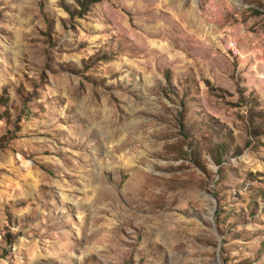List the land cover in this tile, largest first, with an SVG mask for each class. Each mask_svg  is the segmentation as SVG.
I'll return each mask as SVG.
<instances>
[{"label": "rangeland", "instance_id": "374dc122", "mask_svg": "<svg viewBox=\"0 0 264 264\" xmlns=\"http://www.w3.org/2000/svg\"><path fill=\"white\" fill-rule=\"evenodd\" d=\"M0 264H264V0H0Z\"/></svg>", "mask_w": 264, "mask_h": 264}, {"label": "trees", "instance_id": "16d2710c", "mask_svg": "<svg viewBox=\"0 0 264 264\" xmlns=\"http://www.w3.org/2000/svg\"><path fill=\"white\" fill-rule=\"evenodd\" d=\"M77 2V4L81 7L82 10H87L88 7L97 2L98 0H75ZM217 160V159H216Z\"/></svg>", "mask_w": 264, "mask_h": 264}, {"label": "bare ground", "instance_id": "6f19581e", "mask_svg": "<svg viewBox=\"0 0 264 264\" xmlns=\"http://www.w3.org/2000/svg\"><path fill=\"white\" fill-rule=\"evenodd\" d=\"M167 2V1H166ZM168 6V5H167ZM171 6V8L173 7V5L171 4L170 5ZM171 10V9H170ZM173 10H176V9H173ZM187 15V14H186ZM187 18H190V17H188V15H187Z\"/></svg>", "mask_w": 264, "mask_h": 264}]
</instances>
